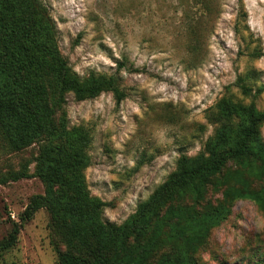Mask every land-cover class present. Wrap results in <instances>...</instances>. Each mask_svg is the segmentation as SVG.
I'll use <instances>...</instances> for the list:
<instances>
[{
	"label": "rangeland",
	"instance_id": "obj_1",
	"mask_svg": "<svg viewBox=\"0 0 264 264\" xmlns=\"http://www.w3.org/2000/svg\"><path fill=\"white\" fill-rule=\"evenodd\" d=\"M42 1L71 68L80 76L114 74L124 93L120 100L102 91L80 101L68 93L54 114L57 126L88 130L84 176L90 194L107 202V221H124L181 156L201 151L214 129L208 109L224 95L243 97L233 83L247 69L255 70L253 89L261 92L243 102L264 111V0ZM255 47L258 57L250 54ZM258 130L264 142V121ZM38 150L37 142L10 150L0 140V240L32 196L45 192L34 173ZM173 203L229 208L193 250L197 262L264 264V163L253 156L229 161L202 199L185 195ZM64 233L40 207L0 252V264H59V253L73 249ZM166 251L156 250L148 264Z\"/></svg>",
	"mask_w": 264,
	"mask_h": 264
},
{
	"label": "trees",
	"instance_id": "obj_2",
	"mask_svg": "<svg viewBox=\"0 0 264 264\" xmlns=\"http://www.w3.org/2000/svg\"><path fill=\"white\" fill-rule=\"evenodd\" d=\"M250 54L258 57L261 50L255 47ZM255 76L254 69L237 76L233 85L241 99L224 95L208 109L207 122L214 129L199 153L181 156L176 169L124 221H107L102 216L107 202L90 194L84 176L88 130L57 126L54 114L68 93L80 101L111 91L120 100L124 93L117 77L80 76L71 68L42 0H0V140L10 150L39 143L34 173L45 184L44 194L32 196L20 222L0 240V252L13 245L22 222L45 207L53 222L65 226V241L73 248L59 253V264H148L165 245L169 251L154 264H200L193 250L229 208L197 211L173 201L185 195L202 199L211 177L229 161L253 156L264 163L258 130L264 111L253 101L243 102L261 92L260 86L253 89Z\"/></svg>",
	"mask_w": 264,
	"mask_h": 264
}]
</instances>
